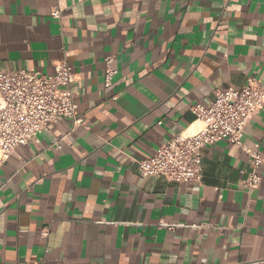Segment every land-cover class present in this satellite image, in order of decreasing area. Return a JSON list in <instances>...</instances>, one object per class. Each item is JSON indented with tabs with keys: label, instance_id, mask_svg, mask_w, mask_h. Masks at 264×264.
Instances as JSON below:
<instances>
[{
	"label": "crops",
	"instance_id": "1",
	"mask_svg": "<svg viewBox=\"0 0 264 264\" xmlns=\"http://www.w3.org/2000/svg\"><path fill=\"white\" fill-rule=\"evenodd\" d=\"M58 60L82 125L63 119L0 160V264H264V168L248 192L245 152L204 147L200 183L137 167L200 126L194 104L264 81V0H0V69ZM242 140L264 156V105Z\"/></svg>",
	"mask_w": 264,
	"mask_h": 264
},
{
	"label": "built area",
	"instance_id": "2",
	"mask_svg": "<svg viewBox=\"0 0 264 264\" xmlns=\"http://www.w3.org/2000/svg\"><path fill=\"white\" fill-rule=\"evenodd\" d=\"M52 16L59 17L54 8ZM116 73L113 57L104 58L103 84L108 87ZM76 75L66 60L53 64L52 73L29 69H0V160L8 157L16 146L37 141L43 131L70 119L73 130L82 125V117L74 102L73 86ZM264 105V81L249 80L241 87H226L216 93L209 105L194 104L190 109L200 126L191 133H174L155 152L137 160L143 176L163 177L167 181L198 182L203 178L202 150L220 140H226L248 156L251 170L243 180L248 192L261 178L258 168H264V156L242 140L250 118ZM64 136L54 139L61 147ZM48 230H42L47 235Z\"/></svg>",
	"mask_w": 264,
	"mask_h": 264
}]
</instances>
